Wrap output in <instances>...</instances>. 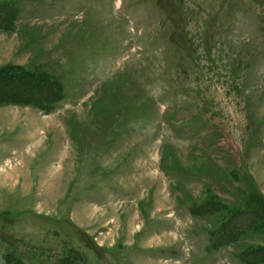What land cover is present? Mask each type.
I'll return each instance as SVG.
<instances>
[{"label": "rangeland", "instance_id": "1", "mask_svg": "<svg viewBox=\"0 0 264 264\" xmlns=\"http://www.w3.org/2000/svg\"><path fill=\"white\" fill-rule=\"evenodd\" d=\"M259 247L264 0H0V264Z\"/></svg>", "mask_w": 264, "mask_h": 264}, {"label": "trees", "instance_id": "2", "mask_svg": "<svg viewBox=\"0 0 264 264\" xmlns=\"http://www.w3.org/2000/svg\"><path fill=\"white\" fill-rule=\"evenodd\" d=\"M20 77V76H18ZM38 79V77L36 78ZM35 79V80H36ZM42 83L47 84L48 86L52 87L54 89V95L53 97H51L50 99H46V103H41L39 104V101H34V96L30 95L31 97V101L35 102L37 105L39 104L41 107H43V109H47L49 107L52 106V103L54 101H56V98L60 96V90H61V85L60 83L56 80V79H52L49 77H43L41 80ZM57 88H59V91L57 90ZM241 215L243 216H249L248 213H246L244 210H240V211H235L232 213V215L230 216V218H228V220H226V222L224 223V227L221 229L220 234L221 236L224 237L223 240H230V239H234L235 237H237V235L242 232V230L245 228L246 225H248L249 221L246 220L247 224L243 227H239L237 229H234L232 231H227L228 227L230 226V224L237 218L240 217ZM242 228V229H241ZM228 232V233H227ZM219 237V236H218ZM241 259L246 262V263H255V262H262L264 261V248H257V249H253V250H249V251H245L241 254Z\"/></svg>", "mask_w": 264, "mask_h": 264}]
</instances>
